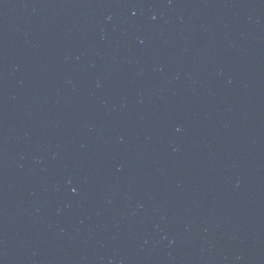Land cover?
Returning <instances> with one entry per match:
<instances>
[{
    "label": "water",
    "instance_id": "1",
    "mask_svg": "<svg viewBox=\"0 0 264 264\" xmlns=\"http://www.w3.org/2000/svg\"><path fill=\"white\" fill-rule=\"evenodd\" d=\"M0 264H264V0H0Z\"/></svg>",
    "mask_w": 264,
    "mask_h": 264
}]
</instances>
